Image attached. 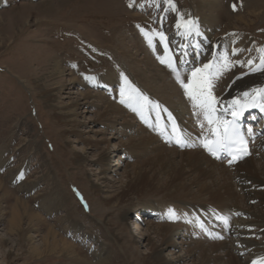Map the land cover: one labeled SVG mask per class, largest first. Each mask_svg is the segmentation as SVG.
Returning a JSON list of instances; mask_svg holds the SVG:
<instances>
[{"label":"rangeland","instance_id":"1","mask_svg":"<svg viewBox=\"0 0 264 264\" xmlns=\"http://www.w3.org/2000/svg\"><path fill=\"white\" fill-rule=\"evenodd\" d=\"M136 2L139 9H134ZM218 4V29L234 23L241 13L251 21L239 33L250 37L254 47L264 46V0H218ZM194 8L195 0H0V264H147L143 257L159 240L146 231V225L171 222L149 217V203L161 202L180 215L184 211L188 215L190 207L192 211L199 207L201 213L204 208H218L216 201L186 199L188 194L165 199L146 181L153 170L143 169L147 176L134 174L136 164L145 155L140 156L142 152L137 149V154L126 155L129 147L125 142L134 135L120 134L122 121L130 125L132 121L134 125L140 122L139 117L124 113L130 112L133 99L126 108L120 102L125 98L120 90L113 93L96 84L88 85L85 79L98 74L104 80V76L114 73L112 90H117L125 70L119 68L123 57L116 52L115 39L122 35L123 43L130 45L134 40L131 34H155L152 31L162 29L161 21L169 34L181 14L196 15ZM140 27L151 32H141L137 29ZM134 30H140V34L132 33ZM137 51V57H143L141 49ZM150 54L148 66L160 70L158 58ZM57 62L64 67V75L48 74ZM190 65L195 63L190 60ZM239 66L244 68L238 63L233 67ZM162 67L173 75L163 83L178 86L177 75L169 67ZM240 71L243 74L246 69ZM178 75L187 83V74ZM134 82L136 86L144 84L139 79ZM86 92L90 95L84 97ZM171 103L178 105V100ZM108 105L120 106L126 118H113L114 113L101 116ZM67 109L72 113L69 119ZM147 127L152 129L151 124ZM103 151L108 158L102 165L99 157ZM253 157L257 158L248 156L246 162H253ZM119 158L123 161L118 162ZM232 187L240 191L236 183ZM52 198L57 204L48 201ZM17 199L40 216L33 222L29 238L21 242L10 223L11 208ZM121 209L126 211V219L119 216ZM179 218H174L179 233L172 237L176 248H165L164 258L184 255L179 234L185 229L180 228ZM27 222L24 217L22 231ZM73 222L85 228L83 236L79 228L72 229L76 227L71 225ZM48 228L56 232L60 249L43 250L42 236ZM63 239L75 245L78 260L63 253ZM28 240L42 252H30ZM97 253L106 259L97 257ZM194 255L183 257L182 264H195L200 257Z\"/></svg>","mask_w":264,"mask_h":264},{"label":"bare ground","instance_id":"2","mask_svg":"<svg viewBox=\"0 0 264 264\" xmlns=\"http://www.w3.org/2000/svg\"><path fill=\"white\" fill-rule=\"evenodd\" d=\"M251 5L253 4L251 3ZM218 6V0H195V8L192 11L196 15L182 12L183 14L178 17L177 21L179 22L175 24V28L174 23L172 24L174 37L182 34L187 38L188 42L183 41L187 50H192L193 44L195 46L199 45V47L196 46V51L202 49V55L201 52L194 54L195 56L200 55L201 63H195L193 68H201L205 64L211 65L206 71L210 79H213L211 80L212 85L214 84L212 93L217 98L212 125H209L205 118L201 123L196 122L199 119V112L203 110L193 107L192 100L186 96L180 83H178V86L177 84L169 86L163 83V79L170 78L173 75L162 67L161 60L163 55H170V44L175 49L180 47L181 50H184V45L179 42V39L175 40L171 35L167 37L163 35V39H161V34L157 36L153 33L147 36H141V34V37H135L134 34H131L134 40L130 45L123 43L122 35L115 39L116 52L123 57V61L119 63V68L120 71L125 70L124 72L121 71L122 77L120 78L126 75L133 85L129 92L131 93L133 89H136V91H132L135 95L131 97L133 100L129 103V113L124 112L118 105H108V110L103 112L101 116L106 117L108 114L114 113L113 118L119 116L126 118V115L131 116L132 114L139 117V124L134 125L132 121L130 125L127 120L122 121V124H120L121 135L125 132L134 135L125 142L129 147L125 152L126 155L137 154V151L142 152L141 155L139 154L140 156L145 155L136 164L137 169L134 174L144 173L143 169L145 171L153 170L146 181L149 186L154 188L155 193L160 191L159 193H162L161 196L164 198L188 194L189 197L186 199H211L216 201L218 207L216 210L204 208L203 213H201L199 207H195L194 211L190 207L188 215L185 211L180 215L179 211L171 210L175 213V217H180L178 221L182 220L183 223L186 217L191 216L189 218L191 222L187 220L184 225H182L183 223L182 226L180 225V228L183 227V231L185 229L183 233L179 234L184 255L177 254L174 259L164 258L163 252L168 247L171 249L176 248L175 242L172 241V237L179 233L176 232L178 226L175 219L170 218L171 222L154 225L155 227H149L151 224L146 225V231L154 233L159 240L158 245L151 244L147 254L143 257L144 262L147 264H182L183 257L186 259L191 258L196 253L200 258L195 264H253V261L264 258V135L256 137L251 144L249 157H257L256 159L253 157L255 163L254 161L247 163V159H243V164L238 161L228 165L225 161L214 160L206 153L204 146L210 137V133L214 131L213 129L219 127L220 115L224 111L232 109L229 107L231 101L238 100L241 105L243 103L246 109L254 102L264 103V93L258 94L254 91L264 89V66L261 65V59L264 58V52L261 50H264V46L254 47L250 37L239 33L240 29H247L250 25L249 21H251L241 13L235 16L234 23L225 22L224 27L219 26L218 29V25H216ZM134 9H139V3L136 2ZM160 12L164 13V11ZM241 25L245 27H240ZM137 29L146 32L141 28ZM140 30H134L132 33L140 34ZM144 45H146V48H143ZM138 48L143 52V57H137ZM244 49L246 52L242 53L241 51ZM148 50L151 51L150 53L153 51L158 56V62L162 65H159L161 66L160 70L151 65L148 66L151 64V54ZM189 56V62L190 60L195 62V58H191V54ZM183 59L181 58V61ZM250 60L252 61L251 64L248 63ZM170 62L173 65L176 64L172 60ZM236 62L244 68L240 66L238 68L233 67L237 65ZM253 68H259V70L253 71ZM240 69L249 70L242 76H238L241 73ZM159 73L160 77H158ZM48 74L62 76L64 75V67L57 62L51 67ZM115 76L114 73L108 74L103 77L104 80H101L102 77L96 74L88 75L87 79L91 84H99L108 88L113 84L112 79L116 78ZM190 78L191 74L188 76V80ZM138 79L144 84L136 86L134 80ZM141 87L152 93L147 90L143 91ZM244 93L249 95L245 97ZM43 94H47V91ZM88 95L90 93H83L84 97ZM144 97L147 99H143ZM185 98H187V101H185ZM173 99L178 100V105L171 103ZM167 108L172 112L175 121H168V126L166 122H163L164 126H155V129H153L158 118L165 120L163 114L168 110ZM70 111H66L68 119L72 114ZM147 123L151 124L152 129L147 127ZM115 133L117 134L118 130ZM179 138L186 146L179 148L177 143ZM184 149L186 150L179 151ZM147 150L154 154H148ZM101 154L99 161L103 165L108 158V154L104 151ZM119 161L123 160L120 159ZM106 172L107 168L105 167L104 173ZM144 174L147 176L146 172ZM104 177L106 176L102 178L104 179ZM233 183L237 184L240 189L239 192L234 191ZM56 198L48 201L51 200L52 203L57 204L55 203ZM60 206L58 205L57 208ZM144 206L146 205H141V207ZM147 206H149L152 211L150 213L153 215L164 214L170 217V208L166 207V204L157 202L149 203ZM126 215V211L121 209L119 216L126 219ZM24 217L28 218V222L25 230L22 231L20 225ZM37 220H40V216L29 210L22 200L17 199L15 204L12 205L11 229L18 233L19 242L24 238H29V230L34 226L33 222H37ZM196 221L206 226L209 232L212 233L211 238L202 233ZM73 223L71 225L76 227L72 229L79 228L83 232L81 234L83 236L85 228L80 227V224ZM68 231H71V229ZM225 231L229 232V236L225 235ZM55 237L56 232L48 228L46 234L42 236L44 251L60 249L59 241ZM62 241L61 250H63V253L68 254L73 260H78L75 245L66 239ZM82 242H85V239L82 238ZM28 245L30 252L35 254L42 252L31 241L28 242ZM102 255V253L96 254L97 257L99 256L105 260L106 258ZM101 258L98 259L100 263H102Z\"/></svg>","mask_w":264,"mask_h":264},{"label":"snow or ice","instance_id":"3","mask_svg":"<svg viewBox=\"0 0 264 264\" xmlns=\"http://www.w3.org/2000/svg\"><path fill=\"white\" fill-rule=\"evenodd\" d=\"M171 2V0H169ZM132 4H129V7H131ZM161 39H163V34H161ZM264 52V50H261ZM161 63H165V61L162 59ZM249 64L252 63V61H248ZM261 65L264 66V58L261 59ZM169 68H173V64L171 62L168 63ZM211 67L210 64H205L203 68H196L191 73V78L188 80L187 83H185L183 80L180 79L179 75L177 74V81L180 83L181 87L184 88L186 96H188L192 102L194 108H200L204 111L205 119L208 121L209 125H212L214 123L213 120V114L216 112V104H217V98L212 93V83L209 75H206V70H208ZM253 71L259 70V68H253ZM173 71L175 69L173 68ZM255 92L264 93V89L254 90ZM123 96V91L121 93ZM249 94L244 93V96L247 97ZM143 99H147L144 97ZM254 99V98H253ZM121 103H125L124 99H121ZM239 106L238 100L231 101L229 107L235 108ZM253 106H260L262 110H264V104L256 105L255 102L253 103ZM238 113L236 111L232 112V115L235 117ZM219 124H221L224 127V136L231 140L232 136L238 135V132L235 129H232L231 135L229 133V122L228 121H219ZM219 127L214 129V132L216 134L219 133ZM234 142V141H232ZM177 143L181 146H184L182 141L180 139L177 140ZM241 143H243L241 139ZM206 148H209V145L205 143L204 145ZM209 151H212L211 148H209ZM213 155H216V153L213 151ZM244 154H247V149H244ZM241 157L233 156V160L239 159ZM231 163V161H230ZM170 218H175V213L170 210ZM253 264H264V258H261L260 260L253 261Z\"/></svg>","mask_w":264,"mask_h":264}]
</instances>
